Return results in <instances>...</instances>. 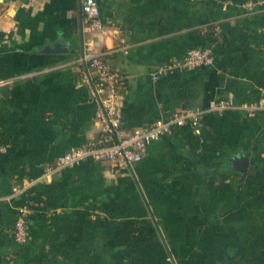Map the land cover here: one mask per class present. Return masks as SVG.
<instances>
[{
    "label": "crops",
    "instance_id": "0c3cea01",
    "mask_svg": "<svg viewBox=\"0 0 264 264\" xmlns=\"http://www.w3.org/2000/svg\"><path fill=\"white\" fill-rule=\"evenodd\" d=\"M259 0H97L98 40L123 76V129L205 108L264 99ZM83 0H0V264H264V109L206 113L175 127L125 173L84 160L19 195L43 166L100 133L83 80ZM214 62L154 75L189 49ZM248 160L243 175L232 163ZM30 208L29 236L12 229Z\"/></svg>",
    "mask_w": 264,
    "mask_h": 264
},
{
    "label": "built area",
    "instance_id": "2783aa9c",
    "mask_svg": "<svg viewBox=\"0 0 264 264\" xmlns=\"http://www.w3.org/2000/svg\"><path fill=\"white\" fill-rule=\"evenodd\" d=\"M258 3L264 4V0ZM82 11L87 28L93 34L87 41L82 62L86 68L83 80L90 86L92 95L98 103L97 120L100 123V133L92 141L64 153L53 163L43 166V172L37 180L27 185L14 186V195L23 194L37 181L51 180L54 175L65 168L84 160L108 163L118 174L129 171L133 165L142 161L148 153L149 145L166 134L172 133L175 127L191 125L198 129L206 113L221 114L227 110H242L248 116L254 117L264 109V99L255 102L235 103L232 97L213 100L205 108H183L175 110L166 118L157 119L149 124L134 128L132 131L123 129L120 99L124 85L123 76L119 70L110 66L105 56L108 51L100 50L98 40L108 32L101 19L97 0H83ZM212 51L204 47H193L182 59H177L162 66L154 75L158 79L162 74L186 69H195L213 64ZM17 78L0 79V87L15 82ZM30 208L20 205L17 208L16 220L12 229L14 239L19 243L27 241L29 236L28 215Z\"/></svg>",
    "mask_w": 264,
    "mask_h": 264
},
{
    "label": "water",
    "instance_id": "95a60500",
    "mask_svg": "<svg viewBox=\"0 0 264 264\" xmlns=\"http://www.w3.org/2000/svg\"><path fill=\"white\" fill-rule=\"evenodd\" d=\"M233 166L245 175L247 173L248 160L245 156H235L232 159Z\"/></svg>",
    "mask_w": 264,
    "mask_h": 264
},
{
    "label": "trees",
    "instance_id": "16d2710c",
    "mask_svg": "<svg viewBox=\"0 0 264 264\" xmlns=\"http://www.w3.org/2000/svg\"><path fill=\"white\" fill-rule=\"evenodd\" d=\"M0 144H1V140H0Z\"/></svg>",
    "mask_w": 264,
    "mask_h": 264
}]
</instances>
